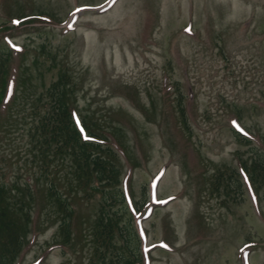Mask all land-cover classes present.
Here are the masks:
<instances>
[{"label": "rangeland", "instance_id": "1", "mask_svg": "<svg viewBox=\"0 0 264 264\" xmlns=\"http://www.w3.org/2000/svg\"><path fill=\"white\" fill-rule=\"evenodd\" d=\"M53 57L118 154L144 264H264V179L245 172L264 160V0H0L2 113L17 81L45 92ZM24 121L0 128L9 185L27 181ZM55 234L33 225L17 264H86L48 253Z\"/></svg>", "mask_w": 264, "mask_h": 264}, {"label": "trees", "instance_id": "2", "mask_svg": "<svg viewBox=\"0 0 264 264\" xmlns=\"http://www.w3.org/2000/svg\"><path fill=\"white\" fill-rule=\"evenodd\" d=\"M51 62L57 75L45 92H31L25 80L17 81L5 112L0 106V128H6L3 124L12 108L20 107L25 120L22 130L28 134L27 181L9 185L0 175V264H17L33 225L41 230L56 228L54 243L46 245L48 253L61 249L64 256L80 259L87 249L86 264H144L141 240L120 187L118 154L103 126L89 116L81 117L72 107L76 86L70 83L65 64H57L55 57ZM37 63L35 59L32 65ZM36 76L24 79L34 81ZM5 87L7 81L1 75L0 104ZM19 115H11L12 123ZM234 134L239 137L238 132ZM245 169L256 185L264 179V160L259 155ZM98 196L99 209L84 225L79 205ZM145 206L144 202L139 211Z\"/></svg>", "mask_w": 264, "mask_h": 264}]
</instances>
